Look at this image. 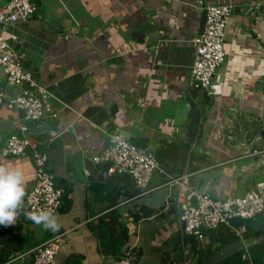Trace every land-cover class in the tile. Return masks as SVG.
Returning <instances> with one entry per match:
<instances>
[{
    "label": "crops",
    "instance_id": "crops-1",
    "mask_svg": "<svg viewBox=\"0 0 264 264\" xmlns=\"http://www.w3.org/2000/svg\"><path fill=\"white\" fill-rule=\"evenodd\" d=\"M10 1L0 0V9ZM33 3L35 15L3 26V33L24 70L51 95L56 117L48 114L38 132L22 111L5 104L0 143L13 134L23 137L19 126L27 123L28 136L47 154V170L64 193L54 215L59 229L34 224L26 205L36 184L33 151L0 156V166L22 170L25 180L16 224L0 225V264H33L35 250L57 237L63 238L57 264H113L117 257L101 251L93 230L112 212L130 232L121 258L132 253L139 264H182L184 257L191 264L192 248L180 227L177 181L187 178L191 191L215 199L244 195L264 181V0ZM220 5L232 8L226 56L206 101L202 92L193 95L189 89L194 40L204 26L205 9ZM0 89L8 92L7 100L16 92L6 86L1 66ZM199 107L198 136L191 141L187 128ZM117 129L155 157L160 151L164 172H155L135 197L127 191L134 190L132 182L116 175L104 180L98 173L104 164L94 162ZM145 208L154 214L135 220Z\"/></svg>",
    "mask_w": 264,
    "mask_h": 264
},
{
    "label": "built area",
    "instance_id": "built-area-1",
    "mask_svg": "<svg viewBox=\"0 0 264 264\" xmlns=\"http://www.w3.org/2000/svg\"><path fill=\"white\" fill-rule=\"evenodd\" d=\"M33 0H11L0 9V66L6 75V86L15 90L8 99V92L0 89V108L7 104L11 110L24 113V120L32 123L35 131H40L43 119L52 114L49 105L51 95L39 85L32 74L26 72L13 47L6 40L3 26L17 22H28L36 13ZM232 8L229 5L208 6L202 30L194 40L195 54L191 66L190 90H202L212 95V80L217 69L225 61V37ZM52 117H56L52 114ZM19 126L24 135H11L6 143H0V156L20 157L33 151L36 171V184L28 194L26 205L30 212L45 209L54 215L62 204L63 190L57 187L54 176L47 170L48 156L39 151L38 143L29 136V125ZM98 164H112L110 175L130 176L137 189L145 190L151 183L155 172H164L154 154L130 142L117 129L110 135V146L100 156L94 158ZM179 193L176 197L179 210L180 227L184 236H193L206 242V232L224 225L234 228V221H248L264 215V181L241 196L215 199L209 193L191 191L187 178L177 181ZM240 236L246 230L234 229ZM63 242L57 237L35 250L33 264H57L56 256ZM135 248V247H134ZM131 248V249H134ZM113 264H139L129 253ZM188 264V262H186Z\"/></svg>",
    "mask_w": 264,
    "mask_h": 264
},
{
    "label": "trees",
    "instance_id": "trees-1",
    "mask_svg": "<svg viewBox=\"0 0 264 264\" xmlns=\"http://www.w3.org/2000/svg\"><path fill=\"white\" fill-rule=\"evenodd\" d=\"M191 92H193V95H198L200 92H202L203 96L206 98V101L209 97V94L202 90H191ZM194 111L195 113L191 115L190 122L187 128L188 136L191 141L195 140L198 136V128L202 115L200 107ZM135 145L139 148L146 149L142 145L136 143ZM173 147H175V145L168 146V148ZM188 149L189 147L186 146V150ZM162 156L164 157V154ZM156 159L158 162L159 160H161L160 151L157 152ZM116 177L120 180H126L128 185L132 182L134 190H127L129 196L135 197L141 193L140 190L136 188L134 181L130 176L116 175ZM153 214V210H148L147 208H145L142 212H139V214L135 213L134 215L135 220L138 221V219L141 220L143 217L149 218ZM260 218L261 220L258 221V219ZM234 225V228H229L222 225L215 230L206 232V242H202L201 240L193 236L188 237L189 239L184 236L186 244L189 243L192 248V258L190 260L191 263L204 264L208 258L217 254L226 247L233 246L240 240L245 242L255 240L257 237L264 234V215H259L255 219L248 221L236 220L234 221ZM243 226H245L246 230L242 233V235L239 236L234 229L240 230ZM93 230L100 241L101 251L108 255H114L117 257V260H119L124 253L122 250L123 247L126 246L130 239L129 229L121 221V217L116 215V212H112L110 214V217L105 216L100 218L98 220V224L93 226ZM184 260V257H182V264H186ZM220 264H264V245H254L248 250L226 259Z\"/></svg>",
    "mask_w": 264,
    "mask_h": 264
},
{
    "label": "clouds",
    "instance_id": "clouds-1",
    "mask_svg": "<svg viewBox=\"0 0 264 264\" xmlns=\"http://www.w3.org/2000/svg\"><path fill=\"white\" fill-rule=\"evenodd\" d=\"M25 197V180L23 171L18 168L0 166V225L10 226L16 224L17 216L21 213ZM36 225L44 229L57 231L59 224L54 214L45 209L27 213Z\"/></svg>",
    "mask_w": 264,
    "mask_h": 264
},
{
    "label": "water",
    "instance_id": "water-1",
    "mask_svg": "<svg viewBox=\"0 0 264 264\" xmlns=\"http://www.w3.org/2000/svg\"><path fill=\"white\" fill-rule=\"evenodd\" d=\"M91 168L93 170H95L96 172H98L94 165L91 164ZM112 167V164L108 163V164H104L101 172V175H103V179L104 180H108V178L106 176L111 177V175L109 174V169ZM254 245H264V234L260 235L259 237H257L255 240L250 241V242H245V241H238L236 242L233 246H229L226 247L225 249L221 250L220 252H218L217 254L211 256L210 258H208L204 264H220L222 262H224L226 259L244 252L246 250H248L250 247L254 246Z\"/></svg>",
    "mask_w": 264,
    "mask_h": 264
},
{
    "label": "rangeland",
    "instance_id": "rangeland-1",
    "mask_svg": "<svg viewBox=\"0 0 264 264\" xmlns=\"http://www.w3.org/2000/svg\"><path fill=\"white\" fill-rule=\"evenodd\" d=\"M263 168H264V166H263ZM261 220V218L260 219H258V221H260ZM187 238H188V236H186ZM174 240H175V243L178 245V246H176V253H177V255L179 256V254H180V248H179V245H180V240H179V237H178V235L175 233L174 234ZM189 243H187V245H188ZM186 245V244H185ZM182 252V251H181ZM176 261H177V259H176ZM175 261V262H176ZM192 264V263H191Z\"/></svg>",
    "mask_w": 264,
    "mask_h": 264
}]
</instances>
